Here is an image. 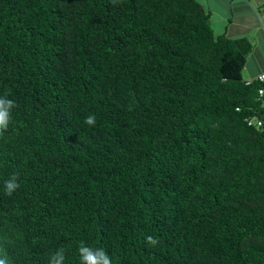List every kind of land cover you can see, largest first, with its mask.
Segmentation results:
<instances>
[{"label": "trees", "instance_id": "obj_1", "mask_svg": "<svg viewBox=\"0 0 264 264\" xmlns=\"http://www.w3.org/2000/svg\"><path fill=\"white\" fill-rule=\"evenodd\" d=\"M250 49L197 0H0V97L17 105L0 133L9 264L59 248L80 264L81 241L111 264H264Z\"/></svg>", "mask_w": 264, "mask_h": 264}, {"label": "crops", "instance_id": "obj_2", "mask_svg": "<svg viewBox=\"0 0 264 264\" xmlns=\"http://www.w3.org/2000/svg\"><path fill=\"white\" fill-rule=\"evenodd\" d=\"M210 13L215 34L247 37L251 49L242 75L254 78L264 70V0H197Z\"/></svg>", "mask_w": 264, "mask_h": 264}, {"label": "clouds", "instance_id": "obj_3", "mask_svg": "<svg viewBox=\"0 0 264 264\" xmlns=\"http://www.w3.org/2000/svg\"><path fill=\"white\" fill-rule=\"evenodd\" d=\"M113 2L115 3L116 0H113ZM16 106L14 100L0 97V133L8 130L9 125L12 123V110ZM84 122L89 126H94L96 123L95 115L87 116ZM19 187L18 174L13 175L11 179L4 182V191L8 196H11ZM146 241L153 247L159 243V240L151 235L146 237ZM78 253L80 264H111V259L103 248H93L83 241L79 244ZM65 260V249L59 248L50 256L48 264H65ZM0 264H9L6 249L3 247H0Z\"/></svg>", "mask_w": 264, "mask_h": 264}, {"label": "built area", "instance_id": "obj_4", "mask_svg": "<svg viewBox=\"0 0 264 264\" xmlns=\"http://www.w3.org/2000/svg\"><path fill=\"white\" fill-rule=\"evenodd\" d=\"M253 79L260 82V86L257 88V99L260 103V109L257 113L246 116L245 120L249 125L264 129V70L259 71L254 78H246L245 82L250 83ZM236 108L238 109V106Z\"/></svg>", "mask_w": 264, "mask_h": 264}]
</instances>
